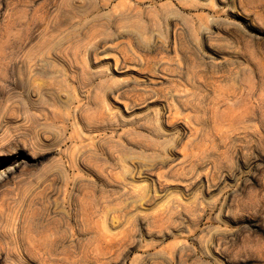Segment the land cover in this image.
I'll use <instances>...</instances> for the list:
<instances>
[{
    "label": "rangeland",
    "instance_id": "rangeland-1",
    "mask_svg": "<svg viewBox=\"0 0 264 264\" xmlns=\"http://www.w3.org/2000/svg\"><path fill=\"white\" fill-rule=\"evenodd\" d=\"M0 173V264H264V0H0Z\"/></svg>",
    "mask_w": 264,
    "mask_h": 264
},
{
    "label": "bare ground",
    "instance_id": "bare-ground-1",
    "mask_svg": "<svg viewBox=\"0 0 264 264\" xmlns=\"http://www.w3.org/2000/svg\"><path fill=\"white\" fill-rule=\"evenodd\" d=\"M45 58L48 59V55H45ZM38 93H39V95L41 94V89H38ZM2 176H3V173H0V177H2Z\"/></svg>",
    "mask_w": 264,
    "mask_h": 264
}]
</instances>
